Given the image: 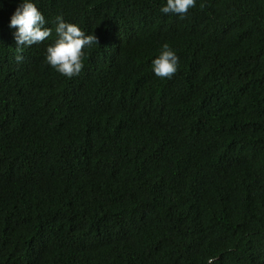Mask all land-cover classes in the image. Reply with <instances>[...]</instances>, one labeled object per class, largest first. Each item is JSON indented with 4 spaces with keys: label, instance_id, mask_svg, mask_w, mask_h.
<instances>
[{
    "label": "trees",
    "instance_id": "1",
    "mask_svg": "<svg viewBox=\"0 0 264 264\" xmlns=\"http://www.w3.org/2000/svg\"><path fill=\"white\" fill-rule=\"evenodd\" d=\"M0 3V264H264V0H35L20 63ZM57 15L98 40L72 78Z\"/></svg>",
    "mask_w": 264,
    "mask_h": 264
},
{
    "label": "clouds",
    "instance_id": "2",
    "mask_svg": "<svg viewBox=\"0 0 264 264\" xmlns=\"http://www.w3.org/2000/svg\"><path fill=\"white\" fill-rule=\"evenodd\" d=\"M0 3V7H2ZM196 6V0H165L160 7L163 14H174L183 18L189 9ZM55 39L46 46L44 61L54 71L66 78L79 75L83 68L84 49L98 45L95 35L85 34L83 29L75 24L66 22L62 15L54 18ZM46 21L36 6L35 0H19L9 17L8 27L14 29L17 63L24 60L23 49L39 44L48 39L53 28L45 27ZM179 58L168 43L160 46L158 54L151 60V71L160 79H171L178 70ZM207 264H213L209 258Z\"/></svg>",
    "mask_w": 264,
    "mask_h": 264
}]
</instances>
